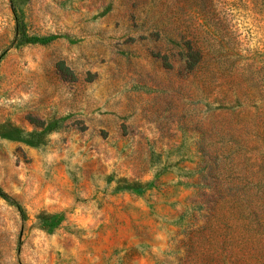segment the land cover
Masks as SVG:
<instances>
[{"label":"rangeland","instance_id":"1","mask_svg":"<svg viewBox=\"0 0 264 264\" xmlns=\"http://www.w3.org/2000/svg\"><path fill=\"white\" fill-rule=\"evenodd\" d=\"M0 264H264L259 0H0Z\"/></svg>","mask_w":264,"mask_h":264},{"label":"trees","instance_id":"2","mask_svg":"<svg viewBox=\"0 0 264 264\" xmlns=\"http://www.w3.org/2000/svg\"><path fill=\"white\" fill-rule=\"evenodd\" d=\"M262 6L264 7V0H259Z\"/></svg>","mask_w":264,"mask_h":264}]
</instances>
